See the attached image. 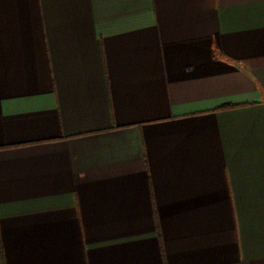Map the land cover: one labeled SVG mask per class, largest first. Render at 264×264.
I'll list each match as a JSON object with an SVG mask.
<instances>
[{"label": "crops", "instance_id": "1", "mask_svg": "<svg viewBox=\"0 0 264 264\" xmlns=\"http://www.w3.org/2000/svg\"><path fill=\"white\" fill-rule=\"evenodd\" d=\"M0 264H264V0H0Z\"/></svg>", "mask_w": 264, "mask_h": 264}]
</instances>
